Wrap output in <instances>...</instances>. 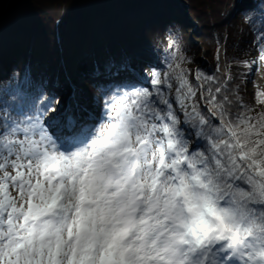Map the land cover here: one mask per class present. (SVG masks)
<instances>
[{
	"label": "snow or ice",
	"instance_id": "6c2138e0",
	"mask_svg": "<svg viewBox=\"0 0 264 264\" xmlns=\"http://www.w3.org/2000/svg\"><path fill=\"white\" fill-rule=\"evenodd\" d=\"M171 55L94 66L95 108L0 101V264H264V91Z\"/></svg>",
	"mask_w": 264,
	"mask_h": 264
},
{
	"label": "trees",
	"instance_id": "16d2710c",
	"mask_svg": "<svg viewBox=\"0 0 264 264\" xmlns=\"http://www.w3.org/2000/svg\"><path fill=\"white\" fill-rule=\"evenodd\" d=\"M183 1L188 8L177 0H14L0 15L5 42L0 101L31 103L43 88L44 98L59 100L75 91L69 106L95 108L94 66L127 55L141 73H163L178 50L193 72L230 75L244 100L259 110L255 94L264 85L254 88L252 73L264 67L253 64L264 5L260 0ZM222 46L226 62L244 69L218 71ZM139 82L148 86L146 76Z\"/></svg>",
	"mask_w": 264,
	"mask_h": 264
},
{
	"label": "rangeland",
	"instance_id": "374dc122",
	"mask_svg": "<svg viewBox=\"0 0 264 264\" xmlns=\"http://www.w3.org/2000/svg\"><path fill=\"white\" fill-rule=\"evenodd\" d=\"M184 2H185V4H182L181 2H180V4H181L182 8L186 9V8H188V3L189 2H187V1H184ZM10 4H9V6H10ZM9 6L5 7L4 10L0 13V15L4 14L7 11V8ZM193 47L196 49L197 44L193 43ZM225 52H226L225 48L222 46L220 48V50H219V53H218V55H219L218 56V69H219V71H221L223 73H227L230 69H232V70H236V69L242 70V69H244L243 65L242 66L237 65V64L230 65L229 63H227L226 62V58H225ZM258 71H256V72L254 71L252 73L253 74L252 78H253V80L256 81V83H255L256 85L254 86V88L256 87V89H258V88L261 89L263 87L262 84L264 85V67H263L262 72L260 74H259ZM83 93H84V97H90V93L88 91L83 90ZM73 95L76 96L75 95V91L73 92L72 95L70 94L69 96H62V98L59 99V100H61L64 105H70L69 103L72 100L71 96H73ZM77 99H78V97H77ZM58 111H62V109H58Z\"/></svg>",
	"mask_w": 264,
	"mask_h": 264
},
{
	"label": "water",
	"instance_id": "95a60500",
	"mask_svg": "<svg viewBox=\"0 0 264 264\" xmlns=\"http://www.w3.org/2000/svg\"><path fill=\"white\" fill-rule=\"evenodd\" d=\"M14 0H0V13L4 10L5 7L9 6L10 3H12ZM178 2L185 4L183 0H178Z\"/></svg>",
	"mask_w": 264,
	"mask_h": 264
},
{
	"label": "bare ground",
	"instance_id": "6f19581e",
	"mask_svg": "<svg viewBox=\"0 0 264 264\" xmlns=\"http://www.w3.org/2000/svg\"><path fill=\"white\" fill-rule=\"evenodd\" d=\"M77 108V107H76Z\"/></svg>",
	"mask_w": 264,
	"mask_h": 264
}]
</instances>
